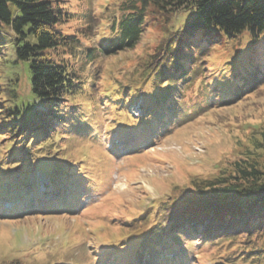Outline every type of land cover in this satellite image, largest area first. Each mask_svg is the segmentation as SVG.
<instances>
[{
  "label": "trees",
  "instance_id": "16d2710c",
  "mask_svg": "<svg viewBox=\"0 0 264 264\" xmlns=\"http://www.w3.org/2000/svg\"><path fill=\"white\" fill-rule=\"evenodd\" d=\"M82 6L68 0H0V63L10 66L13 76L11 86L0 89V146L7 149L2 157L6 158L8 166L17 162L22 168L32 160L39 162L40 155L53 157L41 161L43 167L55 172L51 180L53 187L44 194L29 196L28 189L32 187L29 181L17 178L19 175L12 171L5 173L11 179H20V191L22 194L27 191V197L31 198L29 205L34 206L31 209L36 212L43 203L48 213L58 214L62 210L63 214H73L77 201L65 203L61 209L52 207L59 204L72 187L73 172L86 179L93 176L92 170H81L79 164L72 163L74 159L70 161L66 152L55 147L56 134L61 141L72 134H64L61 127L72 130L84 116H100V110L109 101L117 108L118 104L127 102L126 113L133 120L140 119L138 126L144 129L143 134L135 132L134 125L126 129L124 137L130 142L128 147L137 148L138 144H143L142 136L146 134L156 140L155 134L167 135L173 126L185 125L180 119L193 118L195 115L186 112H196L194 104L199 101L201 111L217 103L225 107L253 94L259 84L264 85V57L256 62L251 60L256 55V47L264 43V0H120L119 17H115L116 23L114 19L111 28L114 36L101 45L103 49L108 53L135 49L144 34L152 29L160 31V38L140 60L135 83H127L124 88L112 85L117 87L113 92L120 99L102 96L99 91L104 86L97 87L99 93L95 99L93 93H87L88 85L76 70L75 52L82 41L91 40V26L98 24V20L92 19L89 25L91 4ZM8 43L15 47V57L9 52L12 60L6 59ZM93 44L92 39L90 47L83 51L88 61L95 56ZM212 62L219 66L217 80L205 86L201 83L202 94L189 105L181 94L187 93L193 82L201 78V73L211 68L209 63ZM193 63H197L194 70ZM21 79L26 85V95L20 90ZM139 82V87L134 86ZM209 86L216 94L225 96L217 95V101H210ZM141 97L146 101L144 113L135 118L130 107L142 101ZM85 104L90 108H85ZM73 106L75 108L71 109ZM76 107L79 108L76 110ZM258 128V136L250 138L252 150L239 144L237 157L216 175L194 177L186 183L183 180L182 185L162 196L156 211L151 205L146 209L130 206L132 216L121 213L110 221L112 228L118 224L123 230L140 229L132 231L126 240H137V257L144 259V264L146 259L156 256L175 263L166 252H157L155 248L171 240L172 247H183L184 238L189 234L198 238L192 246L203 242L205 246H218L226 241L240 243L244 253L233 255L230 260L264 264V130ZM56 160L68 163H63L66 165L63 167L55 163ZM84 183L96 192L101 188L95 181ZM4 194L8 199H16L12 191H4ZM131 225L134 227L129 229ZM123 230L119 232L123 238L117 241L121 246L125 245ZM160 239L163 240L156 243ZM119 261L123 263L121 258ZM137 262L141 264L138 259Z\"/></svg>",
  "mask_w": 264,
  "mask_h": 264
},
{
  "label": "rangeland",
  "instance_id": "374dc122",
  "mask_svg": "<svg viewBox=\"0 0 264 264\" xmlns=\"http://www.w3.org/2000/svg\"><path fill=\"white\" fill-rule=\"evenodd\" d=\"M68 1L73 5H83L82 8L91 4L93 9L90 13L89 25L92 19L98 20L97 25L91 26L90 33L93 38L82 41L75 52L78 58L75 59L76 70H79L77 72L81 75V80L88 85L87 93H93L95 99L99 92L102 96L110 95L112 100L120 99V96L113 92L117 87L112 85H121L124 88L127 83H135V70L138 69L145 53H149L159 41L160 31L152 29L146 32L135 49L108 53L101 45L106 44L108 38L114 36L111 28L114 19L116 23L115 17H119L117 5L120 0ZM92 39L94 43L92 53L95 56L88 61L85 50L90 47L89 43ZM6 47H10L6 59L12 60L9 52L11 51L15 57V47L9 43ZM255 54L251 59L253 61L264 57V43L256 47ZM213 55L214 53L209 59ZM227 58L228 55L225 59ZM209 64L211 68L201 73V78L193 82L187 93L181 94L185 96L189 105L194 104L195 99L202 94L201 83L205 86L207 82L212 83L218 78L216 72L219 66H215L214 62ZM196 66L197 63H193L192 70L196 69ZM9 67L0 63V89L7 85L11 86L13 82ZM21 84L20 90L26 95V85L22 79ZM262 84L257 86L258 89L253 94L249 96L247 94L238 102L227 104L225 107H220V103H217L201 111L202 102L199 101L198 104H194L197 113L192 110L186 112L188 115H195L192 116L193 118L184 121L179 117L185 125L173 126L167 135L158 136L154 133L156 140L146 134L142 136L143 144H138L137 148L128 147L130 142L124 137L126 129L129 125H134V131L139 134H143L144 129L138 126L140 119L133 120L126 113L128 112L126 107L129 105L127 102L118 104V108L111 106L110 101L107 102V106L100 110V116H84L80 124L72 126V130L59 126L64 134H72L67 136V140L62 141L56 134L55 147L59 148L60 152H66L70 161L74 159L72 163L75 166L79 164L81 170L86 172L88 169L92 170L93 175L92 179H86L73 172L75 181L72 187L67 189L66 196L58 202L59 204L52 207L61 209L63 204L77 201L73 214H63L62 210L58 214L48 213L43 203L41 210L33 211L31 208L34 206L29 205L31 198L27 197V191L23 194V191H20L21 181L17 178H25L29 181L32 186L28 189L29 196L35 193L44 194L53 187L51 180L55 172L43 167L41 163L53 157L40 155L39 162L32 160L23 168L17 162L8 166L6 158L2 157L7 149L0 146V264H139L137 259L144 264L145 260L137 257V240L133 239V242L126 240L132 231L140 229H133L134 226L131 225L129 226L131 230H123L118 224L112 228L113 223L110 221L121 213L132 216L130 206L146 209L151 205L152 210L156 211L162 196L170 193L174 187L182 185L183 180L186 183L194 177L209 178L216 175L221 168H225L237 157L239 144L247 145L252 150L250 138L258 136L259 126L264 130V85ZM98 86L104 88L97 92ZM134 86L139 87L140 82ZM209 87L210 101H217V95L225 96L224 93L216 94L212 90L213 87ZM134 89L135 87L132 91ZM142 93L144 96L145 93L143 91ZM141 99L142 101L139 100L130 107V112L135 118H139V115L144 113L146 101L144 102L142 97ZM0 101H2L1 94ZM84 106L90 108L87 104ZM74 108L75 106L71 109ZM78 108L76 107V110ZM59 150L55 151L59 152ZM38 163H41V166ZM55 163L66 167L63 163L67 164L68 161L56 160ZM8 171L19 176L11 179L9 174H5ZM57 176L59 177L58 173ZM94 181L98 187H101L97 192L84 183L90 184ZM80 182L82 184H79ZM15 185L18 187H14ZM4 191H12L16 199H8ZM75 191L77 192L74 193ZM17 210L19 214H15ZM131 218L129 220L132 222ZM121 230L126 235L123 239L124 246L117 242L119 238H123L122 235L119 236ZM196 237V235L193 237L190 234L186 235L183 247H172L173 244L170 242L173 240H171L168 244H158L155 249L157 252H166L169 259L175 260L173 264H243L241 260L235 262L229 259L243 252L242 244L226 241L218 246H205V242L192 246V243H196L198 239ZM152 255L153 253L149 254L148 258ZM120 258L123 263H119ZM148 260L153 261L148 262ZM148 260L146 259V264H170L169 260L158 256Z\"/></svg>",
  "mask_w": 264,
  "mask_h": 264
}]
</instances>
